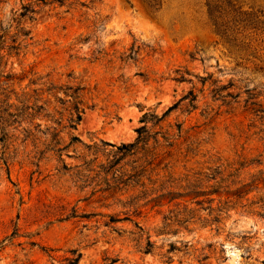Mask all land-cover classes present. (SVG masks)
Listing matches in <instances>:
<instances>
[{
    "label": "rangeland",
    "instance_id": "1",
    "mask_svg": "<svg viewBox=\"0 0 264 264\" xmlns=\"http://www.w3.org/2000/svg\"><path fill=\"white\" fill-rule=\"evenodd\" d=\"M210 2L225 31L207 0H0V264H264V0ZM24 6L35 12L20 16ZM19 43L16 55L9 46ZM76 83L85 107L68 129L46 90ZM35 97L62 117L64 142H83L68 148L80 157H115L107 143L134 141L144 112L176 103L147 123L157 141L126 156L155 158L150 196L80 183L63 168L78 159L39 154L35 123L52 122L35 118ZM94 143L96 155L85 147ZM203 171L216 174L200 184L218 191L212 201L146 203L160 181L162 192L184 193ZM242 184L252 191L237 196ZM214 214L220 222L198 219ZM184 215L187 228L176 222Z\"/></svg>",
    "mask_w": 264,
    "mask_h": 264
},
{
    "label": "trees",
    "instance_id": "2",
    "mask_svg": "<svg viewBox=\"0 0 264 264\" xmlns=\"http://www.w3.org/2000/svg\"><path fill=\"white\" fill-rule=\"evenodd\" d=\"M41 2L42 4H57L58 6L64 5L65 0H37ZM207 10H208V16L210 20L212 21V24L215 26L217 30H224V27L222 28V24L219 20L220 16L218 15L219 11V4L212 3L210 0H207ZM218 5V6H217ZM35 9L32 7L24 6V11L20 12V16H25L28 12H35ZM23 35H28L27 32L23 33ZM4 37V35H2ZM1 39V38H0ZM14 42V41H13ZM19 45H10L9 49L17 50L15 51V54L18 55L19 52ZM9 55L11 54L8 53ZM206 80L205 78H203ZM36 91V90H35ZM47 93L50 95H53L55 97L56 102L61 104V110L54 106V111L58 113L59 115H63V111H65L67 116V124L63 125L64 128L68 129H76V126L79 124V122L82 120V114L84 112L85 102L83 99V93L85 92V87L81 85L80 83H76L75 85H65L64 88L61 87H51L48 88ZM62 91L68 99H63L59 96V92ZM37 93V92H36ZM39 94V93H37ZM191 96H194L192 91H190ZM193 99V97H192ZM40 100L39 97H35V118L44 117L52 122V125L46 126L44 129H40L41 124L35 123L36 129L41 135L44 136V148L38 149L37 152L39 154L48 153L51 152L58 156L60 160L63 161L62 154L63 152H66V155L69 157H73L75 159H78L79 162L75 163L74 165H67L66 163H63V168L66 169H73L74 176L77 178V180L80 183L87 184V182L94 181L97 182L96 185L99 186L102 183L104 184V191L109 192H118L122 190H128L129 188H140L139 194L135 195L134 198L136 199H142L149 195L148 189L146 187V184H149L151 186H155L156 180L160 179L159 172L157 168V164L154 166L153 162L155 158L151 157H126L127 155L134 154L138 151V149L144 150L146 145L148 144L149 140L152 138L154 142L157 141V139L152 136L147 128V123L151 122L152 125H159L161 121L168 115V113L175 107L176 103L169 106L161 115L153 114L150 112H144L140 118V122H143V125L136 128L137 136L134 141L125 143L122 142L119 145L113 144V143H107L110 144L112 147L115 148V150L109 151L106 153V155H112L115 157H80V155L73 156L68 153V148L71 146H74L76 144V141L83 144V142L79 139V137L72 135L70 136L68 142H64L62 137L60 136L61 130L57 129L58 125L62 124V117H55L53 119V115H49L47 113H43L44 104L38 103ZM69 102V104H66ZM7 113V112H6ZM8 116H11L10 113H7ZM38 116V117H37ZM4 120V119H3ZM7 123V121H3V123ZM56 126H55V125ZM6 135V133L4 132ZM36 135V134H35ZM39 137H35V139H38ZM1 140V138H0ZM140 145V146H139ZM88 150L92 149L93 154L96 155L97 146L96 143L92 145H85ZM104 152V151H102ZM105 155V153H103ZM42 157V156H40ZM126 166H130V169H126ZM161 170V169H160ZM155 172V173H153ZM201 174L197 173L195 182L192 184L193 189L191 191H187L184 193H174L173 191H167L162 192V189L164 188V184H166L165 181H160L159 185L157 186L158 189H154L159 191L160 193L157 194L154 197H150L146 200V203L153 202V206L162 205L164 204V201L167 203H170L172 201H177L180 198L189 197V199L186 200H194L197 204H201L203 199L200 197L205 196L208 198V201H212L214 198H209V195L211 194H217L218 191L215 189H209L201 187L200 184H202L203 180H210L215 179L216 174L214 172H205ZM154 176V177H153ZM147 182V183H146ZM249 184H242L241 186L237 187L235 190V193L237 196L241 195H247L252 191L251 187H247ZM170 187L172 185H169ZM132 189V190H133ZM153 190V189H151ZM124 191V192H125ZM151 194H154L153 192ZM146 195V196H144ZM150 196V195H149ZM193 202V201H190ZM202 209H208L209 216L211 215V212L213 211V208L211 205H208V207ZM221 211V209H218ZM192 211H187V214H191ZM190 219L193 218V216H189ZM189 217H186L185 215L181 218L177 219L176 222L182 226L181 224H184V228H187L188 223L190 222ZM220 218L218 214H214L211 218L206 216L198 215V219L202 224L210 225L215 222H220ZM164 222L166 223L167 217H163ZM169 223H166L168 225ZM148 244L150 242L148 241ZM143 252L147 253L150 252L149 248H145Z\"/></svg>",
    "mask_w": 264,
    "mask_h": 264
}]
</instances>
